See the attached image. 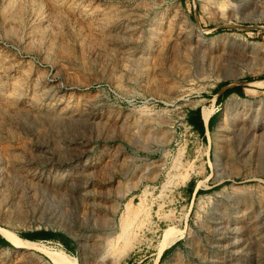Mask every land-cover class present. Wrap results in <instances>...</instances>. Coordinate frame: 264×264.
<instances>
[{"label": "rangeland", "instance_id": "374dc122", "mask_svg": "<svg viewBox=\"0 0 264 264\" xmlns=\"http://www.w3.org/2000/svg\"><path fill=\"white\" fill-rule=\"evenodd\" d=\"M0 98V228L66 240L0 264H264V0H0Z\"/></svg>", "mask_w": 264, "mask_h": 264}, {"label": "bare ground", "instance_id": "6f19581e", "mask_svg": "<svg viewBox=\"0 0 264 264\" xmlns=\"http://www.w3.org/2000/svg\"><path fill=\"white\" fill-rule=\"evenodd\" d=\"M72 6V5H71ZM84 9V8H83ZM124 29V28H123ZM30 33V32H29ZM40 33V32H39ZM192 36V35H191ZM174 39H176V41H178L179 43H182V42H186V45H187V49H189V50H191V49H193V48H195L196 47V44L197 43H195L192 39H191V37L189 36V35H187L186 34V32L183 30V29H180V31L178 30V34H176V37L174 38ZM196 41H197V39H196ZM201 43V42H200ZM184 61V60H183ZM189 62V61H188ZM181 64V63H180ZM184 66V65H183ZM2 80V79H1ZM11 86V85H10ZM29 87V86H28ZM56 87V86H55ZM55 90H57V89H55ZM51 92V91H50ZM54 92V91H53ZM32 93V92H31ZM52 93V92H51ZM3 94V93H2ZM46 94V93H45ZM11 95V94H10ZM58 96V95H57ZM3 97V96H2ZM1 97V98H2ZM31 97V96H30ZM45 97H46V95H45ZM53 97V96H52ZM0 98V99H1ZM39 99V98H38ZM53 100V99H52ZM31 102V101H30ZM233 103H234V100L233 99H230L229 101H228V103H227V108L224 110V113H223V115H222V118H221V120H220V122H219V125L217 126V131L215 132V137H214V140H215V143H217V142H222V143H226L227 141L229 142V140L231 141L232 140V138H233V136H234V138H233V140L235 139V138H237V136H239L240 135V133L241 132H239V133H237V130H238V125L236 124V125H234V126H232V127H229V124H230V119H231V106L233 105ZM30 104V103H29ZM28 105V103L26 104V106ZM32 105V104H31ZM235 105V104H234ZM5 106H7V105H5ZM15 106V105H14ZM16 107V106H15ZM42 107V106H41ZM233 108V107H232ZM2 109V108H1ZM25 110H26V108H25ZM28 110V109H27ZM33 110V109H32ZM58 113V112H57ZM212 113H213V111H212ZM212 113H205L204 114V120L205 121H209V119H210V117H211V115H212ZM35 114V113H34ZM87 115V114H86ZM245 115V114H244ZM232 121V120H231ZM233 122V121H232ZM231 122V123H232ZM246 124L247 123H244V122H242L241 124H240V126H239V128L242 126V127H244V126H246ZM144 128V127H143ZM246 128H244V130H245ZM253 128H251L250 130H248L247 132L246 131H244L245 133H243V137H245V136H247V137H249V136H251L252 135V133H254V135H255V132L252 130ZM144 130V129H143ZM145 132V131H144ZM143 132V133H144ZM248 132H250L249 134H248ZM146 133H144V135H145ZM245 135V136H244ZM148 137H149V135H148ZM239 137H242V135L241 136H239ZM150 138V137H149ZM149 138H144V139H142V140H144L145 141V143H147L146 142V139L147 140H149ZM248 139V138H247ZM152 140V139H151ZM232 140V141H233ZM240 140V139H239ZM242 140V139H241ZM251 140V139H250ZM243 142H244V140H242ZM242 142V145L237 149L238 151L239 150H243L244 152H246L249 148H250V142H248V140H246V142H244L243 143ZM223 145V144H222ZM221 146V145H220ZM230 146V145H229ZM233 147V146H232ZM218 148V147H217ZM230 148V147H229ZM107 150V149H106ZM236 150V151H237ZM232 152V151H231ZM241 152V151H240ZM245 154V153H244ZM239 155V154H238ZM247 155V154H246ZM245 156V155H244ZM245 159V158H244ZM24 177V176H23ZM29 180H31L30 178H29ZM29 182H32V180L31 181H29ZM34 182V181H33ZM85 184H88V183H85ZM32 186V185H31ZM86 186V185H85ZM87 187V186H86ZM81 197H88V193L86 192V193H83V194H81ZM241 217H243V219L245 218L244 216H241ZM245 220V219H244ZM243 220V221H244ZM242 222V221H241ZM120 228H121V235L120 236H122L123 235V237H124V235H125V233L127 234V228H128V222L127 221H123V222H121V225H120ZM252 228V227H251ZM257 229H259V230H262V229H264V223L262 224V226H260L259 228H257ZM234 231V230H233ZM237 231V230H236ZM239 232V231H238ZM243 232V231H242ZM0 235L4 238V239H6L12 246H13V248L15 249V250H17V251H20V252H22V251H36V250H38V243H35V242H31V241H24V240H21V239H19L18 237H16L15 235H14V233H12V231L10 232V231H8V230H4V229H2V228H0ZM128 235V234H127ZM242 235H249L248 233H247V230L244 232V233H236L235 234V236H236V239H237V237H241ZM120 236H118V237H120ZM233 236V235H232ZM171 237V236H170ZM169 237V238H170ZM235 238V237H234ZM247 238V237H246ZM130 239H132V238H130ZM173 239V238H172ZM233 239V238H232ZM235 239V240H236ZM171 240V239H170ZM108 241V240H107ZM168 241H169V239H168ZM237 242L236 243H231L230 244V246L229 247H231L232 249L233 248H237L238 246H240V245H242V241L239 239V240H236ZM133 242V241H132ZM264 242V241H263ZM108 243V242H107ZM125 244L123 245V247L121 248V253H120V255L118 256V261H120L124 256H126L127 255V253H129V251L131 250V248H132V246H134V245H132V244H134V243H131V242H129V241H126V242H124ZM229 244V243H228ZM245 244V243H244ZM105 246H106V244H105ZM108 246H110V245H108ZM168 249V248H167ZM107 250H109V249H107ZM112 250V249H111ZM235 250V249H234ZM238 250V249H237ZM110 251V250H109ZM4 252V251H3ZM107 252L108 251H105L104 253H103V255L102 256H104L103 257V259L104 258H106L105 257V254H107ZM236 253V252H235ZM2 255V254H1ZM3 255H4V253H3ZM47 255L56 263V264H78L77 262H75V261H73V260H71L69 257H68V255L66 254V253H64L63 251H61V250H54V251H51V252H48L47 253Z\"/></svg>", "mask_w": 264, "mask_h": 264}, {"label": "trees", "instance_id": "16d2710c", "mask_svg": "<svg viewBox=\"0 0 264 264\" xmlns=\"http://www.w3.org/2000/svg\"><path fill=\"white\" fill-rule=\"evenodd\" d=\"M227 86H228L227 83H222L221 85L218 86L217 89H215L213 91L214 92L213 95H218L219 92L221 91V89H223L224 87H227ZM232 94H237L238 96H243V88L240 86H235L232 88H226L222 93H220L217 96L216 103L218 105L222 104L223 101L226 100L228 97H230ZM215 116H217V117L219 116L218 112L215 114ZM187 120H188L189 125L192 126V128L195 131H197L201 137L204 136L203 139H205L206 136L201 131V125L203 124L201 109L198 108L194 111L189 112ZM211 120L212 119H210L209 122H211ZM191 186H193V183H191ZM201 192H203V191L198 190L196 192V194H199ZM20 237L27 239V240H30V241H47V240L53 239V240L63 241L66 243V240L61 235L53 233V232H49V231H37V232H33V233H25V234H21ZM0 248H12V245L3 238L2 242H0ZM167 251L168 250H166L162 254L160 262L165 258Z\"/></svg>", "mask_w": 264, "mask_h": 264}, {"label": "crops", "instance_id": "0c3cea01", "mask_svg": "<svg viewBox=\"0 0 264 264\" xmlns=\"http://www.w3.org/2000/svg\"><path fill=\"white\" fill-rule=\"evenodd\" d=\"M204 114H205V110L202 112V115L204 116ZM215 111L212 113V115H211V117H210V119H212L211 120V122H207V121H205V120H203V124L201 125V131L204 133V135L207 137L208 136V134L214 129V127L216 126V124H217V116H215ZM204 118V117H203ZM202 118V119H203ZM209 119V120H210ZM204 137V136H203ZM202 137V138H203ZM2 240H3V237L0 235V242H2Z\"/></svg>", "mask_w": 264, "mask_h": 264}, {"label": "water", "instance_id": "95a60500", "mask_svg": "<svg viewBox=\"0 0 264 264\" xmlns=\"http://www.w3.org/2000/svg\"><path fill=\"white\" fill-rule=\"evenodd\" d=\"M226 88H227V87H226ZM226 88H225V89H226ZM225 89H223V90H225ZM219 94H220V93H219ZM202 118H203V115H202ZM203 120H204V118H203ZM5 240H6V239H5ZM6 241H7V240H6ZM0 249H1V248H0Z\"/></svg>", "mask_w": 264, "mask_h": 264}, {"label": "built area", "instance_id": "2783aa9c", "mask_svg": "<svg viewBox=\"0 0 264 264\" xmlns=\"http://www.w3.org/2000/svg\"><path fill=\"white\" fill-rule=\"evenodd\" d=\"M215 113H217V111H215Z\"/></svg>", "mask_w": 264, "mask_h": 264}]
</instances>
